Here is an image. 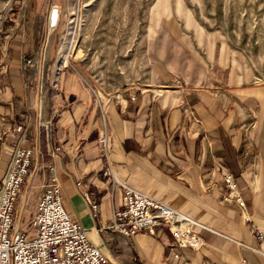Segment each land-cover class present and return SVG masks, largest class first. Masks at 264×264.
Wrapping results in <instances>:
<instances>
[{
	"label": "crops",
	"instance_id": "crops-1",
	"mask_svg": "<svg viewBox=\"0 0 264 264\" xmlns=\"http://www.w3.org/2000/svg\"><path fill=\"white\" fill-rule=\"evenodd\" d=\"M19 27L16 18L9 20L0 38V65L6 68L0 66L6 80L0 88V135L16 125L31 128L30 118L46 109L45 122L34 132L29 128L23 144L36 152L31 180L37 201L42 186L56 178L71 217L118 264H157L159 257V264H264V242L252 231L256 225L264 233V76L242 48L221 30L167 32L157 38L149 86L108 93L69 63L52 79L47 76L50 83L38 102L37 91L34 111L22 57L35 52L39 32ZM176 79L188 86L176 85ZM23 101L28 113L20 119ZM103 129L120 181L209 228L193 226L205 241L201 250L174 247L162 224L153 236L141 232L132 238L108 229L123 188L104 175L98 142ZM20 136L9 138L8 146ZM228 177L237 184L246 215L225 200L232 195Z\"/></svg>",
	"mask_w": 264,
	"mask_h": 264
},
{
	"label": "rangeland",
	"instance_id": "rangeland-1",
	"mask_svg": "<svg viewBox=\"0 0 264 264\" xmlns=\"http://www.w3.org/2000/svg\"><path fill=\"white\" fill-rule=\"evenodd\" d=\"M15 1L0 0V38L3 23L15 18L26 33L31 28L39 32L35 52L24 53L36 66L25 67L22 61L23 84L35 90L34 111L36 90L43 86L45 91L50 83L47 76L52 79L69 63L82 67L108 93L149 86L157 38L167 32L192 36L199 26L223 31L264 76V0H19L18 6ZM52 5L62 8L55 31L46 26ZM39 96L38 92L37 102ZM27 108L23 101L17 110L20 119L27 117ZM45 120L46 109L30 118V130L34 132ZM25 190L28 222L36 210L38 189L30 180Z\"/></svg>",
	"mask_w": 264,
	"mask_h": 264
},
{
	"label": "built area",
	"instance_id": "built-area-1",
	"mask_svg": "<svg viewBox=\"0 0 264 264\" xmlns=\"http://www.w3.org/2000/svg\"><path fill=\"white\" fill-rule=\"evenodd\" d=\"M61 21L62 8L52 5L47 18L48 30L55 31ZM22 61L25 67L36 66L24 56ZM0 66L6 72V68L2 64ZM175 83L180 87L188 86V82L181 79H176ZM28 90L29 98L33 99L35 90ZM36 91L42 98L43 86ZM29 128V124L16 125L9 134L4 132L0 135V264H118L100 247L92 244L89 231L71 217L56 178L42 186L36 211L26 221L29 197L25 189L33 178L32 169L36 162L34 147L23 146L28 141ZM18 133L21 136L16 144L9 147L8 139ZM98 142L105 156L104 175L111 179L113 186L123 188L121 207L113 212L108 229L125 238H132L141 232L153 236L156 227L162 224L172 233L174 247L201 250L205 241L193 226L209 228L166 202L120 181L109 157L106 129L100 131ZM227 183L232 195L225 200L235 201L246 215V204L237 193V184L231 177L227 178ZM85 199L91 202L89 193L85 194ZM91 204L92 209L97 211L98 205ZM246 221L250 222V217L247 216ZM252 231L264 242V233L256 225L252 226ZM176 257L179 258V255Z\"/></svg>",
	"mask_w": 264,
	"mask_h": 264
},
{
	"label": "trees",
	"instance_id": "trees-1",
	"mask_svg": "<svg viewBox=\"0 0 264 264\" xmlns=\"http://www.w3.org/2000/svg\"><path fill=\"white\" fill-rule=\"evenodd\" d=\"M14 3L18 6V4L20 2H19V0H16ZM5 28H6V22L3 23V30L2 31H4ZM5 83H6L5 77L2 74H0V88H1V90L5 89V87H6Z\"/></svg>",
	"mask_w": 264,
	"mask_h": 264
}]
</instances>
